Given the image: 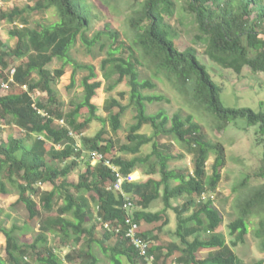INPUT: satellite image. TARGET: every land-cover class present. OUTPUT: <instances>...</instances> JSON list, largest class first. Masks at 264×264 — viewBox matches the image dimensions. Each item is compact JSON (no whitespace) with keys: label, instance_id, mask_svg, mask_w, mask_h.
<instances>
[{"label":"trees","instance_id":"16d2710c","mask_svg":"<svg viewBox=\"0 0 264 264\" xmlns=\"http://www.w3.org/2000/svg\"><path fill=\"white\" fill-rule=\"evenodd\" d=\"M177 2L144 0L140 9L127 20L131 34L128 46L119 44L117 33L110 30L97 32L91 39L87 37L93 18H96L89 0H35L34 6L14 7L0 12V22L14 24L9 36L16 38L12 48L0 39V88L3 82L12 78L6 93H0V119L10 118L25 133L23 136L10 134L6 141L0 133V192H8L6 183L12 185L18 193L15 203H22L32 220L39 216L35 197L49 213L55 208L57 199L62 200L61 205L55 208V215L48 214L45 220H39L38 235L31 242L19 243L15 236L17 226L6 228L0 220V235L5 242V256L0 255V264H63L61 256L47 244L49 233L59 235L62 244L72 248L65 255L69 261L76 256L75 260H81V264H98L92 252V245L96 244L111 264H123V257L130 264H138L137 258L143 264H149L124 234L102 230L98 223L100 218L110 225L125 226L128 214L139 226L138 236L151 241L147 255L153 256L152 264H158L175 251L179 252L172 258L176 264H242L233 248L244 241L248 221L253 215L260 216L256 236L261 240V250L264 251V102L258 110L223 103L222 87L213 80L198 58L196 49L188 47L179 50L170 37L165 16L176 13ZM183 2L178 10L193 16L204 38L205 54L213 63L235 73H240L244 67L254 73H264V0ZM50 8L56 10L58 22L28 26L27 14ZM17 21L23 26L18 27ZM103 36L118 44L109 48L108 57L101 62L106 78L109 74L117 75L107 90L112 91L126 79L129 103L136 112L135 121L126 136L128 143L118 148L112 137H104L107 133L104 128L91 138L82 133L94 120L103 125L109 122L111 132L116 133L129 105H123L116 97H109L103 104V110L109 114L108 119L99 116L98 107L92 99L101 82H90L97 76L95 68L91 64L74 61L70 55L77 37L90 52ZM101 44L104 47L105 43ZM121 49L127 51V55L117 56ZM8 58L18 60L12 67L15 70L13 75L10 71L4 72L9 65ZM55 58L61 61V68L48 69V64ZM66 65H71L73 69L69 88L74 85V76L78 71H88V75L81 80L82 98L64 112L58 108L60 101L54 84L64 73ZM140 65H146L153 77L170 84L193 112L204 113L214 130H224L228 124L239 120L255 129L254 143L261 150L260 164L240 182L238 188H247L250 180L257 181V184L253 183L245 194L237 193L235 203L238 215L227 224L228 240L218 232L223 218L213 200H198L201 194L214 192L221 179V170L227 162L223 143L212 142L193 113L183 116L177 112L169 116L162 109L153 114L147 113L146 104L168 99L162 95L143 93L144 90L155 89L156 83L149 78H140L137 69ZM107 66L110 69L108 72ZM38 92L47 95L46 104L34 101L33 95ZM56 120H62L63 124H56ZM144 125H149L156 136H169L182 143L193 156V170L169 169L167 163L173 156L162 152L160 144L155 141L150 154L137 156L142 146L153 140L138 133ZM71 133L80 135L83 147L76 145L77 140ZM33 134L35 138L31 137ZM58 145L61 147L58 148ZM161 146L168 149L166 144ZM93 150L101 153L105 160L109 159L123 173H131L148 164L151 158L155 159L147 165L146 173L153 175L158 172L159 179L150 177L145 182L133 181L123 185L124 192L133 202L131 213L122 208L124 198L120 194L106 189L112 178L111 170L101 162L92 165L88 153L83 155ZM115 151L135 156L123 158L115 156ZM210 154L215 157L211 174H208L206 163ZM82 156L87 159H80ZM78 161L86 165L85 170L79 172L76 183L69 182L67 176L79 166ZM45 182L52 185L51 190L41 189L40 185ZM89 191L94 194L91 197L93 208L86 196ZM184 196L186 200L180 206L171 207L173 199ZM158 198L162 200L163 209L148 211L151 203ZM170 208L176 214L175 235L179 241L162 246L158 242V232L167 224L165 211ZM191 208V213L183 217ZM98 229L102 230V236ZM202 231L209 234L203 236ZM83 239L85 250L78 248ZM202 251H207L205 257L200 255ZM254 264H264V259Z\"/></svg>","mask_w":264,"mask_h":264},{"label":"rangeland","instance_id":"374dc122","mask_svg":"<svg viewBox=\"0 0 264 264\" xmlns=\"http://www.w3.org/2000/svg\"><path fill=\"white\" fill-rule=\"evenodd\" d=\"M144 0H89L92 3V12L96 18H93V24L90 30L87 31V37L91 39L97 32L101 31H114L118 35V43H124L126 46L130 44L131 34L127 26V20L129 16L136 10L140 9L141 4ZM35 0H0V12L8 11L14 7L22 8L26 5L34 6ZM183 0H178L177 11L173 16H165L166 25L168 26V31L170 37L175 42L179 50H184L188 47H194L197 52V56L200 61L205 64L208 72L211 74L213 80L222 87L221 99L223 103L227 106L233 107H251L252 109H260L261 102H264V73H254L248 67H244L240 73H235L230 69H225L217 64L213 63L205 54V43L204 38L200 35L193 16L188 15L186 11H180L178 8L183 6ZM182 14V15H181ZM28 15V26L35 27L37 25H50L58 22V14L54 8H50L42 12H31ZM18 27L23 25L17 21ZM14 24L8 22H0V38L2 42L11 48L15 46L16 38H11L9 36V30ZM101 40V41H100ZM100 42H96L90 52H88L85 46L82 44L80 37L74 46L70 49V55L72 59L80 64H91L95 68L97 76L92 81H100L101 85L96 89V94L92 101L98 107L97 114L104 119H108L109 114L105 113L103 110V104L105 99L109 97H116L123 105H129L122 117L121 128L116 131V133L111 132L109 122L103 125L100 121H92L87 130H85L82 135L86 137H93L102 128H104L107 133L104 135L106 138L112 137L115 140L116 147L127 144L128 141L126 136L128 135L129 127L134 123L135 110L133 105H130L129 100V87L127 80H123L118 84L112 91L107 90L114 80H116V74H109V77H105L104 71L101 69V62L103 59L108 57V50L111 46L118 45L113 44L110 39L103 36L99 39ZM101 43H105L104 47H101ZM112 43V44H111ZM122 51L117 54L127 55V51ZM9 65L4 72H8L12 69L13 65L17 63L18 60L8 58ZM48 69L54 70L61 68V61L58 59H53L47 66ZM109 67L107 66V72ZM141 79H152L156 83V87L153 90H144V94H157L165 96L168 100L156 101L146 104L147 113L153 114L159 110H164L169 116L174 113H181L186 116L189 113L195 115V119L206 131L208 138L212 142H222L226 151V165L221 170V179L217 185L214 192L206 193V195L213 196V205L220 212L223 218V222L220 224L218 232L222 233L226 240L229 239L227 224L237 218L238 212L236 210V197L237 193L245 194L248 192V188L253 187V183L257 184V181L250 180L247 188H238L240 182L247 176L252 174L260 164L261 150L254 143V128L248 127L243 120L232 122L228 124L227 128L221 131L214 130L210 126V121L207 116L204 117V113L198 111H192L189 105L182 99L183 96L177 94L172 86L166 82L160 81L151 74V70L146 65H140L137 67ZM71 65H66L63 68V74L57 79L54 84L56 91V96L60 101L59 109L66 112L71 104L78 102L83 96V87L81 86V80L84 76L88 75V71L81 70L78 71L74 78L75 83L72 87H68L71 82ZM153 77V78H152ZM9 88V85H8ZM8 88L1 89L0 93H6ZM35 102H41L46 104L47 95L45 93H35L33 95ZM264 108V107H263ZM261 108V109H263ZM3 125L0 129L1 136L3 140L6 141L7 137L11 134L13 136H23L25 133L23 130L18 128L14 122L9 119H2ZM56 124H63L62 120H56ZM138 133L145 134L147 137H152V141L142 146L140 153L137 156H145L151 153L153 148V142H157L160 150L162 152L171 154L173 158L169 159L167 165L169 169H183L185 171L191 172L193 170L192 154L183 146L182 143L173 140L169 136H156L154 135L153 129L149 125H144L141 127ZM35 138L36 135H32ZM77 143L80 147H83V142H81L80 136H75ZM30 142H32L30 140ZM50 142H48L49 144ZM161 144H166L168 149H163ZM87 152V151H86ZM83 155H86L84 152ZM115 156H121L123 158L131 159L133 156L129 153H123L121 151H115ZM82 156L80 159H83ZM214 154H210V157L206 163V170L208 174H211L212 163L214 161ZM87 159V157H85ZM109 160V159H107ZM155 161L151 158L149 161L152 164ZM79 166L67 176V181L76 183L78 180V174L80 171H84L86 165L81 161ZM148 163V164H149ZM93 165V162H91ZM139 167L141 171H147L148 167ZM135 170L134 172H137ZM135 176V175H134ZM138 176H135L137 178ZM151 178L159 179L160 174L154 173L150 175ZM134 178V179H135ZM146 178V177H145ZM42 190H51L52 185L45 182L40 185ZM8 189L7 193L0 192V220L3 222L4 227L10 228L13 225L17 226L15 236L18 238V242H31L39 232V220H45L47 215H55L57 206L62 203L61 199H57L55 208L50 211H45L38 200L39 216L33 220L28 217V212L22 203H15L18 198V193L12 185L6 183ZM86 196L90 199L91 207H94L91 197H94L93 192L89 191ZM58 198V197H57ZM186 200V196L176 198L172 200V206H180ZM163 204L161 199L153 201L149 207L151 211H157L162 209ZM190 211L184 213V215L190 214ZM175 213L172 209L168 210L165 214V218L169 220V223L175 220ZM260 216L253 215L248 221V233L245 235L243 242L238 243L233 249L236 254L242 260V264H254L256 261L264 259V251L261 250V240L256 236V231L259 227ZM169 223L164 225L162 229L158 232L161 243L169 244L171 241H177V236L175 235V227H170ZM176 223V222H175ZM90 224V223H89ZM92 224V222H91ZM174 224V223H173ZM176 225V224H175ZM99 234L102 236V230L98 229ZM203 236H207L209 233L207 231H202ZM157 231H155V234ZM177 239V240H176ZM84 239L78 244V248L86 249V242ZM4 238L0 235V255L5 256L4 251ZM160 243V244H161ZM47 244L55 249V252L61 256L63 259V264H81V260L75 259L69 261L65 259V255L71 252V247L62 244L59 235L48 234ZM92 252L98 259V264H111L109 259L103 253L101 248L93 244ZM163 246V245H162ZM165 246V245H164ZM179 253V252H178ZM176 251L164 259V264H171L173 262V256L178 254ZM202 257L206 255V252L200 254ZM138 264H143L139 258H137ZM172 261V262H171ZM123 264H130L123 257ZM173 264V263H172Z\"/></svg>","mask_w":264,"mask_h":264},{"label":"built area","instance_id":"2783aa9c","mask_svg":"<svg viewBox=\"0 0 264 264\" xmlns=\"http://www.w3.org/2000/svg\"><path fill=\"white\" fill-rule=\"evenodd\" d=\"M14 68L10 70V75H13ZM9 82H12V78H9L8 82H3L1 84V89L8 88ZM3 120L0 119V127L3 125ZM77 145V144H76ZM79 147V145H77ZM88 155L90 156V161L95 163L101 162L104 166L109 168L112 172V178L108 181L106 185L107 190L114 191L121 195V197L124 198V202L122 205V208L124 210H128L130 213L132 212L133 202L132 200L127 196V194L123 190V185L125 183H131L135 181L133 173H123L121 169L112 164L110 161L105 160L103 155L99 153L98 151H89ZM208 198L213 199L212 195H206L205 193L201 194V196L198 198V200H207ZM125 226L123 225H110L109 222H102L100 218H98V223L101 224L102 230H108L114 233H121L124 234L125 237L129 239L131 243H133L140 254V257H142L144 260L149 262V264L153 263V256L147 255V249L149 246V240H144L140 238L137 234L138 230V224L132 220V216L128 214L124 220Z\"/></svg>","mask_w":264,"mask_h":264},{"label":"crops","instance_id":"0c3cea01","mask_svg":"<svg viewBox=\"0 0 264 264\" xmlns=\"http://www.w3.org/2000/svg\"><path fill=\"white\" fill-rule=\"evenodd\" d=\"M1 39V38H0ZM2 41V40H1ZM16 43V42H15ZM4 44V43H3ZM14 47V46H13ZM12 48V47H11ZM71 135L74 137V135L71 133ZM78 136V135H77ZM80 136V135H79ZM77 145H78V143H77ZM58 148H60L61 146L60 145H58L57 146ZM80 147V146H79ZM81 148V147H80ZM93 151H96V150H93ZM85 153H88V152H85ZM93 164H95V161H93ZM136 170H138L136 173L138 174L137 176V178H135V181H140V182H145V181H147V179L148 178H150V174H148V173H145V171H141L139 168L138 169H136ZM133 173V175H134V171L132 172ZM146 177V178H145ZM180 198H182V197H180ZM158 199H161V198H158ZM163 204V203H162ZM150 207V206H149ZM171 207L173 208V206H172V201H171ZM174 207H176V206H174ZM162 209H163V207H162ZM162 209H160V210H162ZM171 209V208H170ZM170 209H167L166 211H165V214H166V212L168 211V210H170ZM192 209V208H191ZM160 210H157V211H160ZM173 210V209H172ZM148 211H151V210H149V208H148ZM174 211V210H173ZM188 211H190V209L188 210ZM151 212H155V211H151ZM174 213H175V211H174ZM189 214H187V215H182L183 217H186V216H188ZM175 220H173V221H171L170 223H169V220H168V222H167V224L169 223V226L170 227H175V230L174 231H176V228H177V218H176V214H175ZM168 219V218H167ZM176 222V223H175ZM174 223V224H173ZM176 224V225H175ZM166 225V224H165ZM175 233V232H174ZM158 239H159V243H161V240H160V237L158 236ZM178 239V240H177ZM177 241H171V242H177L178 243V241H179V238L177 237ZM163 246L165 245V246H167L168 245V243L167 244H164V243H161ZM235 251V250H234ZM203 252H206V255H207V251H203ZM202 253V252H201ZM163 254H165V253H163ZM205 255V256H206ZM205 256H203V257H205ZM172 262V261H171ZM173 264H176L174 261L172 262ZM171 263V264H172ZM158 264H164V260L163 259H161L160 261H159V263ZM166 264H167V262H166Z\"/></svg>","mask_w":264,"mask_h":264},{"label":"bare ground","instance_id":"6f19581e","mask_svg":"<svg viewBox=\"0 0 264 264\" xmlns=\"http://www.w3.org/2000/svg\"><path fill=\"white\" fill-rule=\"evenodd\" d=\"M134 175L137 176L138 174L135 172ZM135 176H134V178H135Z\"/></svg>","mask_w":264,"mask_h":264},{"label":"clouds","instance_id":"9594fccd","mask_svg":"<svg viewBox=\"0 0 264 264\" xmlns=\"http://www.w3.org/2000/svg\"><path fill=\"white\" fill-rule=\"evenodd\" d=\"M207 193H209V192H207ZM206 194V193H205Z\"/></svg>","mask_w":264,"mask_h":264}]
</instances>
